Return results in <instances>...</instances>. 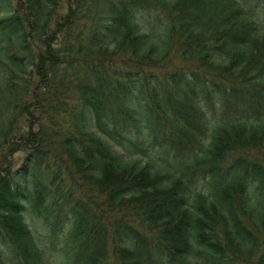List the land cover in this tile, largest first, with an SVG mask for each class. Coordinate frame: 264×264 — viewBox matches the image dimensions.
Instances as JSON below:
<instances>
[{
	"label": "trees",
	"instance_id": "16d2710c",
	"mask_svg": "<svg viewBox=\"0 0 264 264\" xmlns=\"http://www.w3.org/2000/svg\"><path fill=\"white\" fill-rule=\"evenodd\" d=\"M0 264H264V0H0Z\"/></svg>",
	"mask_w": 264,
	"mask_h": 264
},
{
	"label": "rangeland",
	"instance_id": "374dc122",
	"mask_svg": "<svg viewBox=\"0 0 264 264\" xmlns=\"http://www.w3.org/2000/svg\"><path fill=\"white\" fill-rule=\"evenodd\" d=\"M117 151H119V149L117 147H114ZM22 158H23V152L21 151H18V152H15L13 154V156L10 158V161L12 163V166L15 167V166H18L21 161H22ZM129 159H132V160H139L141 161V165H144L146 162H148V158H141L137 155H131V157ZM163 172V171H162ZM203 188V187H202ZM200 189V188H199ZM34 227H36V225L34 224Z\"/></svg>",
	"mask_w": 264,
	"mask_h": 264
}]
</instances>
